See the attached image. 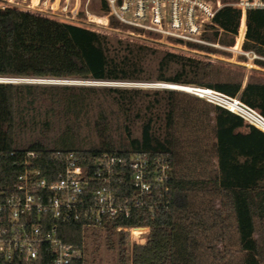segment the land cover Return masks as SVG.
<instances>
[{
  "label": "trees",
  "instance_id": "16d2710c",
  "mask_svg": "<svg viewBox=\"0 0 264 264\" xmlns=\"http://www.w3.org/2000/svg\"><path fill=\"white\" fill-rule=\"evenodd\" d=\"M241 18L235 9L220 12L208 28L212 40L233 47ZM244 22L241 49L259 57L253 62L264 68V9L247 10ZM0 78L189 85L227 96L264 118V81L258 77L11 8L0 9ZM35 132L40 140L21 145ZM56 150L85 159L167 156L173 169L167 210L153 216L135 210L115 222L150 228L146 243L133 245L128 257L126 234L118 233L121 263L204 264L211 250L215 259L261 264L264 132L239 116L168 88L0 83L4 187H12L25 151L38 152L42 170H58L50 158ZM58 237L77 248L84 242L78 223H60ZM218 244L226 246L222 256L215 254Z\"/></svg>",
  "mask_w": 264,
  "mask_h": 264
},
{
  "label": "built area",
  "instance_id": "2783aa9c",
  "mask_svg": "<svg viewBox=\"0 0 264 264\" xmlns=\"http://www.w3.org/2000/svg\"><path fill=\"white\" fill-rule=\"evenodd\" d=\"M81 1L4 0L0 9L11 8L50 19L59 16L106 29L115 28L110 24L113 20L142 34L183 44L204 42L200 36L209 27H215L214 18L226 9L242 14V43L245 12L264 9V0H95L102 16L85 11L86 20L67 17L66 12L80 9ZM90 1H84L85 8ZM188 92L261 130L257 123L264 122V118L244 104L231 110L209 95L196 90ZM9 155L13 157L16 152ZM50 158L58 170H42L37 165L38 152L25 151L12 187H4L0 180V264H86L85 242L82 248L65 244L58 237L60 223L80 224L83 241L89 233L124 232L132 246L146 243L148 226L121 227L115 222L130 218L135 210H146L152 216L167 210L168 182L173 169L166 155L151 159L144 154H132L126 159L102 154L85 159L72 151L56 150ZM136 229H140L137 234Z\"/></svg>",
  "mask_w": 264,
  "mask_h": 264
},
{
  "label": "rangeland",
  "instance_id": "374dc122",
  "mask_svg": "<svg viewBox=\"0 0 264 264\" xmlns=\"http://www.w3.org/2000/svg\"><path fill=\"white\" fill-rule=\"evenodd\" d=\"M84 1L85 0L81 1V6L78 11H76L75 13L66 12L65 15L67 17L73 16L79 20H84V19L86 20L87 14L85 11H87L88 14L92 16H96V17L102 16V13L100 11L97 1L95 0L90 1L86 8H85ZM3 2L4 0H0V3H3ZM51 17L53 20L65 22L68 24L71 23V24L79 25L81 27L91 29L95 32H98L100 34L106 35L111 38H117V39L129 41V42H135V43L151 46L161 51L172 52V53H176V54L183 55L186 57L195 58V59H198L204 62H208L212 64L215 68L222 69L223 71L225 70L239 71V72H242L245 75V77H248L249 75H253L255 77L260 78L262 81H264V68L255 65L253 62L254 59H260V58L251 52H244L241 49V45L243 42L241 43V40L239 37V30H238L237 36L235 37L234 46L226 47L212 40L213 31L211 29H206L200 36L202 41L204 42L193 43V44L192 43L183 44V43H178L172 40H164L156 35L142 34L141 32H138L131 28H126L120 25H118L114 29H106V28H103L102 26H97L95 24L90 25L86 23H78V22L66 19L64 17H59V16H51ZM244 26H245V22H244ZM243 30H244V27L241 30V34L243 33ZM143 35L144 37H142ZM28 80L35 81V84H50V83H46V80L52 81V79H28ZM60 81H78V80H60ZM125 83H131V82H125ZM133 84L142 85V87H138V88H154V87H147V86L162 84V83L137 82ZM163 85L166 87L178 88L182 90H184L183 88H185V89L196 90V91L198 90L202 92H211L215 100L225 104L231 110H236V109L241 108L240 106L241 103L237 102L236 100H233L231 98L228 99L227 97H222L218 95L217 93L207 90L205 88H198V87L189 86V85H176V84H163ZM257 126L261 130L264 131V122L257 123ZM40 139H41L40 135L37 132H35V135L24 137V140L21 143V145L28 146L34 141H37ZM89 140L91 141L92 144L96 143L94 137H91ZM85 146L88 147L87 142H85ZM215 204L217 205L216 201H215ZM139 232H140V229L135 230V234ZM109 234L111 233H108V234L106 233L90 234L89 233V235L85 238L84 242H85L86 264H123L121 263V259L119 255V247H118L119 236L118 234L117 235L116 234L109 235ZM108 238L110 239V242L108 241ZM125 241L129 249L128 254H127V257H128V255H130L129 251L132 247V242L127 236H126ZM259 242H260V248H261L260 261H261V264H264V238H259ZM225 248L226 246H224L223 244H218L215 249V254L222 256ZM210 252L211 250L206 252L204 264H236L234 261H229L228 257H225L222 259L220 258L215 259V257H213V255L211 254L212 252L211 253ZM124 264H130V261L128 260V258L125 260Z\"/></svg>",
  "mask_w": 264,
  "mask_h": 264
},
{
  "label": "water",
  "instance_id": "95a60500",
  "mask_svg": "<svg viewBox=\"0 0 264 264\" xmlns=\"http://www.w3.org/2000/svg\"><path fill=\"white\" fill-rule=\"evenodd\" d=\"M46 80V83H50L52 85H76V86H99V87H142L140 84L133 83H125V82H106V81H57V80ZM0 83H26V84H35V81L28 79H12V78H0ZM147 87H157V88H168L179 91H186L178 88L166 87L163 84L150 85ZM188 92V91H186ZM198 92V91H197ZM201 93V92H199ZM222 95V94H220ZM224 96V95H223ZM227 97V96H225ZM229 98V97H227Z\"/></svg>",
  "mask_w": 264,
  "mask_h": 264
},
{
  "label": "bare ground",
  "instance_id": "6f19581e",
  "mask_svg": "<svg viewBox=\"0 0 264 264\" xmlns=\"http://www.w3.org/2000/svg\"><path fill=\"white\" fill-rule=\"evenodd\" d=\"M162 84H168V83H162Z\"/></svg>",
  "mask_w": 264,
  "mask_h": 264
}]
</instances>
